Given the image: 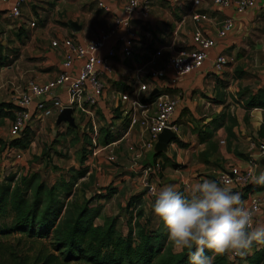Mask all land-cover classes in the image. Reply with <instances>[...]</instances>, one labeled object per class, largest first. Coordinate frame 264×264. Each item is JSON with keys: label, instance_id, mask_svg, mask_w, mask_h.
I'll return each instance as SVG.
<instances>
[{"label": "crops", "instance_id": "obj_1", "mask_svg": "<svg viewBox=\"0 0 264 264\" xmlns=\"http://www.w3.org/2000/svg\"><path fill=\"white\" fill-rule=\"evenodd\" d=\"M12 1L10 0V2ZM197 1L195 10L204 14L206 19L196 23L191 21L188 15L192 0H151L147 17L135 13L129 19V29L132 32L130 56L123 58L120 55V48L126 40L123 30H117L99 52L101 57L107 49L112 48L114 56L107 60L109 71L97 68L98 80L103 86L99 105L100 113L98 114V117L101 115L102 122H98V125H102L103 121L105 124L109 121V117H112L107 114L110 111L109 108H115L117 95L126 90H134L130 94V98L136 95L147 104L146 111L151 112L153 109L152 99L147 101L151 92L148 94L137 92L136 87L139 84H147L149 88L154 85L166 98L176 101L175 113L171 120L178 127L175 139L185 146L179 147L174 141L170 142L166 152L158 154L163 155L165 160L167 159L165 164L160 161V158L154 159L156 155L153 153V147L138 155L140 148L138 144L146 138L145 129L139 122L127 129L126 121L125 124L122 123L124 124L122 126L120 125L122 120L115 118L113 125L117 130H120L118 138L120 140L117 143L124 141V145L121 147V158L124 160L123 166L127 170L126 176L121 181L110 185L116 189L113 196L125 195L128 200L133 195L142 194L144 218H141L139 222L144 223L147 221L145 218L148 219L145 216L153 215L156 220L155 225L147 224L152 228L157 226L158 220L155 214H149L151 199L144 194L143 176L140 174L138 166L141 161L143 164L154 163L153 171L147 178L155 185L157 191L166 185H174L185 195H191L194 186L203 179L216 181L217 173L226 171L229 167L243 169L251 160L257 164L253 180L256 181L261 174H264V166L259 164L261 159L258 156V146L264 144V107L245 110L242 106L248 97L256 95L257 92H264V0H256L251 9L241 14L235 13L233 10L236 0H226L230 3L227 8L214 5L213 0ZM93 2L101 3L107 7V11L92 15L86 13L84 21L76 23L80 27L79 31L73 32L69 25L62 27L55 32L49 43L52 40L63 38H72L81 43L100 35L110 29L114 18L119 15L126 0H88L87 4ZM38 5H40L39 0H26L21 11L28 10V7L31 11H35V7ZM9 6L10 3L0 5V22L7 20ZM227 18L233 21V26L224 37L217 38L216 33L220 29L221 23ZM12 27L14 28V26ZM196 29L214 41L213 47L208 51L207 60L198 70L176 78L174 85L168 83L171 77L170 73H167L162 80L151 83L146 76L148 70L161 68L167 58L176 51L191 48V35ZM43 36L45 38V34ZM49 43L41 48L43 59L40 66H43L44 69L31 71V75L26 77H23L21 73L15 77L11 71H5L10 68L6 67L5 70L3 68L4 71H0V92H10L16 86H25L30 80L44 82L55 77L59 72V62L62 59L63 50L52 48ZM216 55L223 56L226 61L220 73H214L210 69L211 58ZM73 71L76 72V69ZM17 79L20 80V85ZM7 99V103L13 107L10 109L13 114V96L12 99L9 97ZM49 120L47 119L46 122ZM8 124L10 125L8 121H5L4 126L1 127H4L5 131H0V142H4L5 137L10 141L17 139L9 136ZM116 124L117 126H115ZM62 125L64 123L60 124V126ZM53 127L57 128L54 124ZM41 128L42 124L38 130ZM204 129L210 134L209 138L203 139L201 133L205 131ZM260 129L261 135L258 134ZM123 134H125L124 137L121 136ZM112 142L105 143L102 147ZM113 144L105 146L108 155L112 154ZM105 150L100 151L89 160L95 164L93 169L96 172L103 163L102 161L106 160L103 156ZM23 152L26 153L27 150L20 152L21 158H23ZM136 155L138 157L134 159ZM93 157L95 162L92 161ZM6 160L1 163L2 166L14 170L15 166H12L15 165L14 162L7 165ZM171 163L179 165L180 168L172 169ZM87 166L89 167L90 163L87 164L86 161L81 164L80 168H86L87 173ZM155 167L157 168L154 171ZM59 173L63 175V172L59 171ZM57 179L66 180L64 177H57ZM261 184L256 182V184L245 187L241 195L242 200L246 202L248 198L264 192V185L262 189L258 187ZM95 194H103V190L100 189L87 198ZM111 198L95 203L99 204L102 209L104 204L102 202H105L104 205L109 204L112 201ZM254 224L264 226V208L254 216ZM261 245L259 246L261 247ZM245 254L251 255V251H246Z\"/></svg>", "mask_w": 264, "mask_h": 264}, {"label": "built area", "instance_id": "obj_2", "mask_svg": "<svg viewBox=\"0 0 264 264\" xmlns=\"http://www.w3.org/2000/svg\"><path fill=\"white\" fill-rule=\"evenodd\" d=\"M25 1L13 0L10 2V0H0V5L10 3L7 10L8 17L18 19L21 16V8ZM150 1L126 0L119 15L114 18L110 29L84 42L80 43L72 38L50 41V47L61 48L63 50L62 59L59 62V72L55 77L44 82L28 81L22 92L13 97L14 111L9 127V136L18 139L25 128L29 131H33L35 128L38 129L41 123L47 119L54 121L62 109L68 108L71 110L75 130L77 129L76 124L80 123V127L89 131L90 142L93 146L90 154L91 157L107 149L109 145L117 143L120 139L105 145L107 147H99L95 144V140L98 137L97 126L98 122H100L98 118L101 116L98 117L100 113L99 105L103 92V86L98 80L97 68H101L103 71H109L110 68L107 60L114 56L112 48L107 49L101 57L99 56V52L117 30H123L126 40L122 43L120 55L123 58L129 57L131 54L130 44L132 36L128 24L129 19L135 13H138L142 17H147ZM255 1L236 0L233 10L235 13L241 14L251 9ZM213 3L220 8H227L230 4L226 0H213ZM197 4V0H192V4L188 10L191 21L196 23L206 19L204 14L195 10ZM97 5L102 11H107V7L101 3ZM29 26L33 27L34 23L30 22ZM232 26L233 21L230 18L225 19L221 23L216 37H224L231 30ZM191 45V48L180 49L168 57L161 68L148 70L146 76L151 83L162 80L167 73H170L171 77L168 83L169 85H174L176 78L198 70L203 62L207 60L208 51L213 47L214 41L203 35L199 29H196L191 35ZM210 62V69L214 73H220L226 64L225 59L221 55L214 56ZM74 69H76V72L73 71ZM136 90L139 93L147 94L155 91V94L152 96L151 103L153 109L151 112L146 111L147 104L142 102L136 95L130 98V94L134 90L120 92L117 95V105L119 106L120 117L124 118L128 124L127 129L138 122L145 129L146 138L139 148V155L140 152L153 147L160 133L167 130L175 136L178 127L171 120L175 113V100L166 98L154 85L149 88L147 84H139ZM107 114L112 115V111L110 110ZM105 128L110 131L112 125L107 122ZM125 134L121 136L124 137ZM5 152L14 156L16 161L21 159L19 150L5 148ZM138 155L134 156V159ZM258 156L260 159L264 158V144L258 146ZM106 161L111 162L112 156L108 155ZM256 165V162L251 160L243 169L229 167L226 171L217 173L216 181L228 190L238 192L242 195L245 187L254 179ZM156 168H154V171ZM152 171L153 166L145 165L140 167V174L143 176L142 186L144 194L150 199L155 198L157 192L155 185L147 178L151 175ZM2 177L5 178L6 174ZM245 204L255 216L264 208V192L248 198ZM243 255H225V259L228 264H236L237 260Z\"/></svg>", "mask_w": 264, "mask_h": 264}, {"label": "trees", "instance_id": "obj_3", "mask_svg": "<svg viewBox=\"0 0 264 264\" xmlns=\"http://www.w3.org/2000/svg\"><path fill=\"white\" fill-rule=\"evenodd\" d=\"M151 99L152 96L147 101ZM242 106L245 110L263 108L264 92L248 97ZM8 109L13 107L10 105ZM25 132L23 130L10 145L19 147L23 144L28 139ZM201 134L203 139L210 136L206 130ZM258 134L261 135V129ZM174 143L179 147L185 146L178 139ZM20 148L25 150L24 144ZM157 158L164 156H154ZM170 167L174 170L180 168L174 163ZM71 172L68 180L57 179L49 186L40 180L38 173L0 182V236H17L26 245L24 252L16 250L19 243L14 249L5 247L2 250L4 254H0L3 259L0 264H190L189 250H171L167 230L158 218L155 228L149 227L147 221L139 222L144 218L142 194L129 197L125 203L124 234L116 229V216L103 217L101 224L95 225L101 206L92 203L109 200L116 189L107 186L102 189L103 194L86 199L82 190L73 189L84 177L86 168ZM251 184H256V181H251L246 188ZM263 185L258 187L262 189ZM154 202L152 198L149 214H154ZM260 244L261 248L256 250L254 242L248 249L251 255L244 254L236 264H263L264 243ZM206 255L211 254L206 252ZM214 264H228L225 255L216 257Z\"/></svg>", "mask_w": 264, "mask_h": 264}, {"label": "rangeland", "instance_id": "obj_4", "mask_svg": "<svg viewBox=\"0 0 264 264\" xmlns=\"http://www.w3.org/2000/svg\"><path fill=\"white\" fill-rule=\"evenodd\" d=\"M87 2L88 0H39L40 5L35 7V11H31L28 7V10L21 11V16L18 19H11L8 17L7 20H3L4 22H0V71L8 67L10 69L5 71H11L15 77H17L19 73H21L23 77H26L31 75V71H40L44 69L43 66H40L43 59L41 48H43L46 43H49V40L54 37L57 30L62 27H67L70 22L77 23L78 21H84L86 13H91L92 15L93 13L103 12L96 2L90 4H87ZM30 22L34 23L33 27L29 26ZM12 26H14V28ZM43 34H45V38ZM36 51L39 52L37 53ZM240 71L243 70L240 69ZM17 82L20 85V80L17 79ZM23 88L24 86H16L10 92H0V101H2L0 102V131H5L4 127L1 128L4 126L3 124L5 121H8L10 124L12 122L11 112L10 109H8V107L10 108V104L7 103V97L12 99V96L15 97L19 95ZM118 108V105L114 109L112 107L109 108L110 110L113 109L112 117H109V121H107L112 125L110 131L106 130L105 121H103L102 125L99 124L97 126L98 138L95 140V144L99 147L104 143L112 142L120 137V130H117L113 126L115 118H120L122 120L120 125L123 126L125 124L124 118L120 117ZM98 119L102 120L101 118ZM45 122L46 121L41 123L42 128L40 130L35 128L33 131H29L25 128L26 137L28 139L24 140L23 144L27 152H23V158L18 161L14 159V156L9 155L4 150L5 148H10L20 150L21 152L24 151L20 148V145L23 144H20L19 147L15 145L12 146L10 145L12 141H10L9 138L6 140V137L4 142H0V164L5 162L6 159L7 165L13 162L15 164L12 165L13 167L15 166L14 170L9 169V167L7 170L5 166H2V164L0 165V182H4L11 177L18 178L23 174L38 173L40 180L43 181L45 185L49 186L55 182L57 177H64L68 180L71 176V171L80 169L81 164L87 161V164L90 163V166H87V173H85L84 177L81 178L73 188L75 190H83L82 195L84 198H87L90 194L96 193L106 185L110 186L118 183L126 176L127 170L123 166L125 163L121 158V147L124 145V141L111 147V162L105 160L108 156V150L103 152L105 162L102 161L103 163L98 167V172H96L93 169L95 164L89 161L92 158L90 154L93 146L90 142L88 130L80 127V123L76 124V130H68V126L65 124L62 126L59 125L54 129V121H52V119ZM115 126H117V124ZM143 141L144 139L140 141L138 144L139 147ZM81 159L82 163H80ZM160 159V161L165 164L164 158ZM92 161L95 162V158ZM142 165L154 167V163L143 164L141 161L138 166L142 167ZM158 165L160 166L159 163ZM59 171L63 172V175H61ZM12 172L15 174L13 175ZM4 174H6L5 178L2 177ZM128 175L131 176L132 174ZM78 196H80V193ZM111 199L112 201L109 204L104 205L105 202H102L104 204L100 212V217L96 218L94 224H100L102 217L116 216L118 217L116 229L124 233L125 226L123 224L127 215L123 208L127 200L125 195H115ZM92 205H96V203L93 202ZM145 217H148V219L145 218V220H147L149 226L155 225L156 220L153 215ZM17 243H19L18 248L15 246ZM24 243L25 241L19 240L17 236H0V246H2L0 247V254H4L2 250L8 246L13 249L16 248L18 252H24L26 249ZM259 245V243H256V246L253 248L260 249L261 247ZM171 250L177 252L173 247H171ZM0 261H3L2 257H0ZM262 261L264 264V257Z\"/></svg>", "mask_w": 264, "mask_h": 264}, {"label": "clouds", "instance_id": "obj_5", "mask_svg": "<svg viewBox=\"0 0 264 264\" xmlns=\"http://www.w3.org/2000/svg\"><path fill=\"white\" fill-rule=\"evenodd\" d=\"M256 182L264 183V174ZM153 211L174 250H189L190 264H214L218 256L243 255L254 242L264 243V226L254 224L241 195L214 180L198 182L191 195L174 185L160 188Z\"/></svg>", "mask_w": 264, "mask_h": 264}, {"label": "water", "instance_id": "obj_6", "mask_svg": "<svg viewBox=\"0 0 264 264\" xmlns=\"http://www.w3.org/2000/svg\"><path fill=\"white\" fill-rule=\"evenodd\" d=\"M68 25L70 29H72L73 32H77L80 29V27L74 22H70ZM154 94H155V91H152L150 93V96H153ZM63 123L66 124L68 127L75 129V125L73 124L72 117H71V110L68 108L62 109L54 120L55 127ZM174 140H175V136L173 133L167 130L160 133L157 136L156 142L153 146L154 155H158V154L166 152V148L168 144ZM259 164L261 166H264V158H262L259 161Z\"/></svg>", "mask_w": 264, "mask_h": 264}]
</instances>
